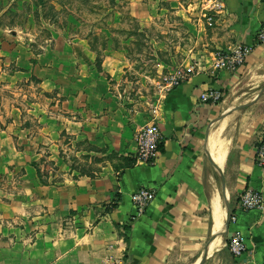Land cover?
Here are the masks:
<instances>
[{"label": "crops", "instance_id": "0c3cea01", "mask_svg": "<svg viewBox=\"0 0 264 264\" xmlns=\"http://www.w3.org/2000/svg\"><path fill=\"white\" fill-rule=\"evenodd\" d=\"M159 1L191 21L200 50L191 55L196 71L163 87L151 107H127L103 72L85 70V55L92 54L87 40L59 38L62 47L34 54L23 32L1 25L0 12V264H198L221 236L203 264H264V204L255 211L239 205L249 188L264 199V167L254 160L264 139V93L258 96L264 43L256 40L264 0H223L212 26L202 16L207 0ZM238 44L254 46L247 63L237 72L216 71L217 53ZM244 78L253 85L241 87ZM210 91L223 100L202 101ZM233 94L238 99L230 104ZM154 109L164 142L153 162L137 163L136 133ZM233 114L223 180L209 136L216 119ZM225 120L211 134L215 153ZM55 122L77 129L73 141L115 152L119 164L62 183L42 182L37 163L45 146L56 147ZM35 124L43 128L34 130ZM142 188L155 198L137 216L132 195ZM215 191L226 213L223 232L214 219ZM226 203L237 222L223 235ZM237 231L247 251L235 258L227 243Z\"/></svg>", "mask_w": 264, "mask_h": 264}, {"label": "rangeland", "instance_id": "374dc122", "mask_svg": "<svg viewBox=\"0 0 264 264\" xmlns=\"http://www.w3.org/2000/svg\"><path fill=\"white\" fill-rule=\"evenodd\" d=\"M171 7L159 0H0L1 25L27 34L20 33L32 41L34 54L60 45L59 38L87 40L92 54L85 55V70L103 72L127 107H151L176 73L194 64L191 55L200 50L195 30ZM243 82L241 87L253 85ZM65 127L56 123V147L45 146L37 163L42 182L62 183L119 164L115 152L73 141L77 129Z\"/></svg>", "mask_w": 264, "mask_h": 264}, {"label": "built area", "instance_id": "2783aa9c", "mask_svg": "<svg viewBox=\"0 0 264 264\" xmlns=\"http://www.w3.org/2000/svg\"><path fill=\"white\" fill-rule=\"evenodd\" d=\"M224 10L223 0H207L202 8V16L208 26H212L215 16ZM257 43H264V24L260 27L256 35ZM253 45L238 44L233 48L219 51L215 57L213 68L216 71L226 70L229 72L239 71L246 63L253 52ZM196 71V67L192 65L187 72L179 71L164 87L176 86L184 80L187 74ZM202 101L211 100L214 104H218L223 100V95L217 91H210L202 94ZM137 151L135 160L137 163H151L159 153L160 146L163 144V134L157 120V111H152L151 121L140 128L136 133ZM255 163L264 167V139L260 142L255 150ZM155 193L147 189H139L132 195L133 204L137 216H141L149 204L154 200ZM264 199L260 191L247 189L240 195L239 205L242 211H255L263 208ZM237 222L236 216H231L230 223ZM227 249L235 258L241 257L247 251L245 238L241 232L233 233L227 243Z\"/></svg>", "mask_w": 264, "mask_h": 264}, {"label": "bare ground", "instance_id": "6f19581e", "mask_svg": "<svg viewBox=\"0 0 264 264\" xmlns=\"http://www.w3.org/2000/svg\"><path fill=\"white\" fill-rule=\"evenodd\" d=\"M262 68V67H261ZM249 77V76H248ZM257 78V71L256 69H252L250 72V80H255ZM247 81V80H246ZM244 83V82H243ZM245 90V89H244ZM246 95V94H245ZM229 97V96H228ZM244 97V96H243ZM238 99V96L236 94H233V96L230 98V104H233L236 100ZM238 102V101H237ZM225 105V103H224ZM230 106V105H229ZM240 114V113H238ZM236 118V115H230L227 116L223 119H221L220 121H218L213 129L215 128V126L217 124H219L220 122H222L224 119H226L221 127L220 130V139L217 143V147H216V153L214 151L215 146L212 148L211 146V134L213 132V129L210 133L209 136V146H210V154L211 157L213 158V165L214 168L218 171H220V173H222L221 171L223 170V166H225V160L227 157V153H228V149H229V140L226 136V134H228L229 129L232 127L234 120ZM215 156V157H214ZM219 173V174H220ZM221 176V175H220ZM209 181V180H208ZM216 187V186H215ZM217 188V187H216ZM225 199H228V194H225ZM213 205V210H214V219H215V224L216 225V229L219 232H223L224 231V221H225V217L226 215H224L225 210L223 211V203H222V199L220 198V196L217 194V192H214V199L212 202ZM226 214V213H225ZM223 234V233H221ZM223 236L219 237L214 244H212L209 249H208V255L214 252L215 245H217L218 243H220V245L223 243ZM214 248V249H213ZM208 257V256H207Z\"/></svg>", "mask_w": 264, "mask_h": 264}, {"label": "water", "instance_id": "95a60500", "mask_svg": "<svg viewBox=\"0 0 264 264\" xmlns=\"http://www.w3.org/2000/svg\"><path fill=\"white\" fill-rule=\"evenodd\" d=\"M263 93H264V89H262V91L259 93L258 96H261ZM245 106H242L241 108H244ZM225 116L226 115H223V116L219 117L218 119H216L215 123L217 121H220L221 119L225 118ZM219 173H220V171H219ZM220 175H221V178L224 180L223 173H220ZM226 209H227V220H226V226H225V233H223V235H227V232H228L229 226H230V219L232 216V212H231V209H230V206L228 203H226ZM207 256H208V249H205V253H204L203 257L200 259V261L198 262V264H203L205 262Z\"/></svg>", "mask_w": 264, "mask_h": 264}]
</instances>
